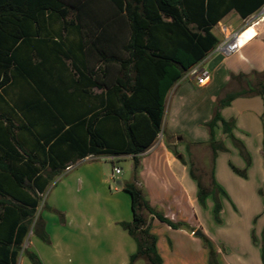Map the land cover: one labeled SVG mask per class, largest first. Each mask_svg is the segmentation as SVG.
<instances>
[{"label": "trees", "instance_id": "16d2710c", "mask_svg": "<svg viewBox=\"0 0 264 264\" xmlns=\"http://www.w3.org/2000/svg\"><path fill=\"white\" fill-rule=\"evenodd\" d=\"M105 1L110 6L108 10L98 7V0H0V90L18 75L33 78L40 87L38 75L46 63L47 52L71 59L80 75H83L82 69L90 72L92 85H105L107 95L103 102L106 106L97 107L86 120L81 113L62 112L55 107L62 93L61 98L50 100V103L45 101L53 110L51 119L61 122L48 139L61 133L65 125H69L64 131L69 138L79 127H86L89 146L85 153L131 155L137 173L139 155L152 146L162 130L169 90L220 43L212 32L213 27L232 9L243 18L248 17L264 6V0ZM64 33L73 34L77 39L67 42ZM54 35L63 40H53ZM37 58L41 62H35ZM88 58L95 68L88 66ZM256 73L260 72L254 75ZM248 83L249 89L229 93L221 100V106L229 105L239 96L261 95L264 98L263 82L258 83L260 90L250 81ZM44 95L50 99L49 92L45 91ZM96 97L102 99L103 94H96ZM36 108L44 111L40 105ZM219 121L224 131L243 145L232 131L234 123L230 124L232 120H226L220 110L207 124L210 139L216 140L215 127ZM4 136L15 137V131L6 126ZM60 140L50 146V155L45 160L28 156L25 164L19 165L24 158L21 153L18 157L0 156V264H17L29 223L40 205V194L46 191L53 176L65 168L58 163L61 158L53 155ZM213 149L215 154V145ZM34 162L49 166L51 171L41 173L39 167L25 169ZM231 166L237 174L246 176V171ZM191 174L194 178L192 171ZM197 181L202 202L206 193ZM212 182L226 194L216 181L214 169ZM124 188L132 196L134 217L132 222L122 225L137 241V251L129 264L140 257L148 264H162L157 237L151 232V225H147L142 210L147 209L173 228L181 224L155 210L135 183H126ZM34 233L48 240L41 216L35 223ZM212 250L214 254V248ZM25 254L32 264H43L35 252L27 250ZM261 258L264 264V230Z\"/></svg>", "mask_w": 264, "mask_h": 264}, {"label": "crops", "instance_id": "0c3cea01", "mask_svg": "<svg viewBox=\"0 0 264 264\" xmlns=\"http://www.w3.org/2000/svg\"><path fill=\"white\" fill-rule=\"evenodd\" d=\"M258 12L259 10L243 18L237 10L232 9L213 27L212 32L222 42L223 28L229 33L239 31ZM166 19L170 20V17ZM254 27L257 36L241 49V51L247 50L245 62L223 67L222 60L234 54L226 55L215 50L204 58L211 72V79L204 86L197 83L200 93L202 89L207 90H204V94L198 96L192 103L195 107L193 113L199 110L202 115L204 112L203 119L196 125L195 130L188 133L190 135L188 137L186 131L175 125L172 107L174 110L178 109L184 101V94L194 86L192 84L189 86L181 78L171 87L166 97L162 125L163 139L158 146H155V141L150 148L139 155L140 167L137 173L134 172L131 155L85 153V148L89 146L86 127H79L75 135L72 134L74 140L64 134L69 125H65L63 131L56 137L48 139L50 133L61 126V122L51 119L53 110L45 105V101L50 103V100L61 98L59 95L62 93V99L56 102L55 107L63 110L62 112L78 115L81 113L86 120H89L97 107L106 106L103 102L107 95L105 85L104 87L92 85L90 72L82 69L83 75H80L73 68L71 59L47 52L46 63L38 75L40 87L33 78L18 75L0 90V116H2L0 156L18 157L23 154L24 158L19 161V165H24L28 156L45 160L50 155V146L55 144L57 139L58 141L62 139L54 147L53 155L61 158L58 163L64 164L65 168L53 176L46 191L40 194L47 208V212L43 215L46 218L45 231L48 240H43L38 235L32 239L35 233L26 237L29 239V250L38 254L43 264H129L131 256L137 251V241L122 223L132 222L134 217L132 196L124 188L126 183L131 182L142 191L155 210L173 222L181 224L179 228H173L161 222L147 209L142 210L147 225H154L155 228L160 223L165 227V232L152 231L157 236V248L162 257V264H208V248L203 242V236L210 240L220 257L221 264H262V245L257 240L252 241L251 233L242 239L238 232L226 235V232H198V227L202 226L199 221L201 209L197 198L198 181L191 174L185 148L181 151L183 145H179L186 140L209 138L206 125L212 119L209 112L233 75L240 73L251 75L256 71L260 73L264 71V20ZM52 39L63 40L57 35ZM65 39L67 42H73L77 38L70 34L66 35ZM35 62H41V59L37 58ZM87 62L89 67L95 68L94 62L89 58ZM52 87L60 90H54ZM43 91L49 92L50 99H47ZM210 91L214 93L211 96ZM101 93L103 98L97 99L96 94ZM37 105L42 106L44 111H38ZM250 108L256 109L255 114L250 112ZM221 114L226 120H234L232 131L237 138L247 144V147H249L247 141H250L254 132L250 122L255 119L257 124L254 130L262 137L263 143L264 98L261 95L239 96L223 108ZM220 122L215 128L218 139L225 134ZM6 126L15 131V137L4 136ZM203 127L206 128L201 134ZM168 140L171 143L166 148ZM174 145H178L179 154L172 149L171 146ZM122 157L131 161L130 168L133 175L129 181L119 180L117 182L119 186L113 189L111 180L114 179L115 173L109 175L100 166L83 164L91 158L115 160ZM37 167L40 168L41 173L51 171L49 166H41L39 162L25 166V169L34 170ZM73 169H76L73 183L77 184V194L73 192L71 183L65 180ZM250 169L247 179L250 177ZM214 172L217 183L222 186L217 178V167ZM47 192L48 196L51 194L49 199L48 196L45 197ZM191 216L196 217L194 223H191ZM256 233L258 235V232ZM141 259L142 257L136 259L133 264H143ZM21 264H32L25 253L21 257Z\"/></svg>", "mask_w": 264, "mask_h": 264}, {"label": "rangeland", "instance_id": "374dc122", "mask_svg": "<svg viewBox=\"0 0 264 264\" xmlns=\"http://www.w3.org/2000/svg\"><path fill=\"white\" fill-rule=\"evenodd\" d=\"M97 6L102 7L103 10L110 9L109 4L105 0H98ZM216 55L219 56L218 53H216ZM246 58L247 50L245 49L222 60V65L223 67H229L230 65L243 63L245 62ZM203 60L201 61V63L199 62V64L206 66V62H203ZM189 71L190 69L183 74L182 78L186 82V84H189V86H191L190 84H192L194 87L191 86L188 89L189 91L184 94V101L182 102V104H180L182 106L179 105L178 109L175 108V110L172 107V114L174 113L176 121L175 125L183 131H186L187 137L190 136L188 133H191L193 130H195L196 125L200 121H202L204 113L203 112L201 115L199 110L193 113L195 107L194 105H192V103L198 96L204 94V90H207L201 88L202 92H199L197 82L192 79ZM248 81H250L253 86H258L257 88L258 90H260L261 87L258 83H264V71L259 74L256 73L255 75L251 74L245 76L242 73L236 76L233 75L229 84L221 90L220 95L214 102L215 104L213 105V108H211V112H209L210 115L213 117L217 110H220V112L222 113V109L226 106H221L220 102L229 93L242 89H249L250 85ZM213 94V92H209L210 96ZM207 106H209V104H207ZM202 110L205 111L204 109ZM250 112H253V114H255L256 109L250 108ZM228 121H231L230 124L234 123L233 119H229ZM250 123L251 128H253L252 131L254 132L251 135L250 141H247L249 147H247V144L242 140L241 142L244 146L236 143L231 138V136L224 131V126L222 123L221 127L223 128V133L225 134H223V136L221 137L218 136L219 139L215 134V141H212L209 136V138L206 140H186L179 143V145H183L181 151H183V149L185 148V153L188 155L187 158L188 164L190 166V171L194 173V178L200 181L206 193L204 200L201 202L199 195L200 189L199 185H197V198L199 207L201 209L199 221L203 226L198 227V232H226L225 235L235 234L236 232H238L242 239H244L245 235L251 233L252 241L255 242L257 240L262 245L264 230V145L262 143V137H260L254 130L257 124L255 122V119ZM217 124H219V122ZM204 128L206 127L202 128L201 134L204 132ZM207 131L210 134L209 127L207 128ZM163 132L164 128L159 133L155 146H158V144L161 143L163 139ZM169 143L171 142L168 140L166 148H168ZM213 145H215L217 148L215 154ZM174 147L177 154H179L180 150H178V145H174ZM83 164H94L100 166L102 167L104 172L109 175L115 173V166L120 167L122 173L115 174L114 179L112 178L111 180L112 189L115 186H119V184L117 183L119 180L124 182L129 181L133 175L132 169L130 168L131 161L129 159H123V157L117 158L115 160H112L111 158H91V160L85 161ZM231 165L236 166L240 170L246 171V176L237 174L232 169ZM251 165L252 168L250 169ZM215 167H217V178L221 181L222 186H224L225 189L221 185L220 186L226 192V194L215 187L212 182V173ZM249 169L250 177L249 179H247ZM75 171L76 169L70 171V173H68V177L65 180L71 183L73 192L77 194V184L73 183V176L75 174ZM48 194L49 193L47 192L45 197L48 196ZM50 195L48 196V199ZM45 206V200L42 196L35 216L29 223V232L27 237L31 236L34 233L35 223L40 216L45 224L46 218L45 215H43V213L47 212V208ZM191 217V223H194L196 221V217ZM175 223L178 224L179 222ZM164 228L165 227L160 225V223H158L155 228L154 225H151V232H165ZM189 230L190 229H187V231ZM256 232H258V235ZM35 236L36 234L32 236V239H34ZM203 242H205L208 248V264H221L219 261L220 257H218V254L213 245H210L205 240V238H203ZM29 248V239L26 238L25 242L22 245L17 264H21V257L27 250H29ZM213 248L214 254H212ZM141 260L143 264H148V262L144 258H142Z\"/></svg>", "mask_w": 264, "mask_h": 264}, {"label": "built area", "instance_id": "2783aa9c", "mask_svg": "<svg viewBox=\"0 0 264 264\" xmlns=\"http://www.w3.org/2000/svg\"><path fill=\"white\" fill-rule=\"evenodd\" d=\"M262 20H264V6L259 10V12L255 16L249 19L246 22V25L239 31L229 33L226 28H223L222 32L224 34V40L220 42L214 50L218 52H223L226 55H232L240 52L244 45H241L238 42V36L245 30H247L248 26H256ZM256 36L257 34L253 38H255ZM189 73L192 76V79H194L201 86H204L210 82L211 72L206 66L202 64L198 63L192 66L190 68ZM114 172L115 174H120L122 171L120 167H114Z\"/></svg>", "mask_w": 264, "mask_h": 264}, {"label": "bare ground", "instance_id": "6f19581e", "mask_svg": "<svg viewBox=\"0 0 264 264\" xmlns=\"http://www.w3.org/2000/svg\"><path fill=\"white\" fill-rule=\"evenodd\" d=\"M254 26L255 25L248 26L247 30L238 36V42L241 45L247 44L256 35V28Z\"/></svg>", "mask_w": 264, "mask_h": 264}, {"label": "water", "instance_id": "95a60500", "mask_svg": "<svg viewBox=\"0 0 264 264\" xmlns=\"http://www.w3.org/2000/svg\"><path fill=\"white\" fill-rule=\"evenodd\" d=\"M172 147V149H174L175 147L174 146H171ZM119 183H121V182H119Z\"/></svg>", "mask_w": 264, "mask_h": 264}]
</instances>
